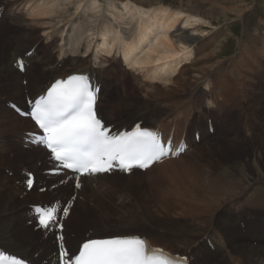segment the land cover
<instances>
[{
	"label": "rangeland",
	"instance_id": "obj_1",
	"mask_svg": "<svg viewBox=\"0 0 264 264\" xmlns=\"http://www.w3.org/2000/svg\"><path fill=\"white\" fill-rule=\"evenodd\" d=\"M63 1L64 0L61 1L59 0L58 2L52 4L53 2H51L50 0H41V1L40 0H0V54L2 52L4 54H7V52H9L10 49L14 50V47L17 46L18 47L15 50L22 53L24 52V50H26L29 47L28 45H30L32 42L34 43L32 47L34 48L36 47L37 55L39 57L41 56L40 58L43 59L50 58L49 60L53 63L55 61L56 62L59 61L61 58H67L68 53L65 54L64 52H62L61 48L59 47L65 44V40H63L62 34H64V36L66 35L63 31H60V29L62 27L64 28L65 26L64 24L67 21L66 19H69L70 15L74 13L73 10L75 11L72 17L73 19L78 18L80 16H82V18L88 19V17L90 18L92 16L94 11L85 7V5L87 4V0H83V1L73 0L74 2L72 0H67V2L66 1L63 2ZM100 1L102 4L99 3ZM169 1L171 2L170 3L171 6L180 8L181 5V9L185 13L188 14L192 13L193 15H197L193 13V11L198 10L200 8L201 9L206 8L207 5H208L207 7L218 9L217 11L220 10L218 15L214 17L212 16L211 18L206 16L204 17L203 15H200L198 13L200 17L208 20L207 23L209 25L205 24L206 21L202 22L200 18L197 17L196 19L194 18L190 19L191 22L189 24L194 25L193 27L192 25L183 26V28L187 32L189 33L191 32V34L197 38V42L200 45L205 44L211 35H213L214 38L213 43L219 42L222 39L221 46L219 48L220 51L215 56L217 58L210 57L211 59L204 58L203 60V58L201 57L195 60L191 64L187 63L186 64L187 69L183 71L182 76L188 77L190 79V84L193 87L188 88L189 85H186L185 91L169 93L170 95L166 94V95H162V97L161 96L157 97V96H151L150 93L154 92V90H156L157 87L164 88L166 86H170L171 83L170 81L167 84L166 82L164 83V80L163 81L161 80L162 78L151 80L148 77L146 78V73H150L154 68L162 65L165 60L171 62L173 59L174 60L181 59V57L183 56L182 53L185 46H182L181 44L178 45L173 40H170L173 39L170 36L172 35V33L175 32L174 29L176 27L182 26L181 21L176 22L174 28L170 30L168 33V37H170L169 38L170 43L171 41H173L174 43L173 42L172 43L176 45L173 46V44H171L172 55H170L171 57L169 59H161V61L157 60L146 66H143L144 68L136 67L135 69H131L128 68L123 63L120 52L116 51L113 55L114 58H110V56H108L109 59L105 60L101 65V67L104 66L109 69L107 72H100L102 85L103 86L105 85V91L103 94V98L101 100L102 101L101 110H102V115L104 117V122L109 124L116 122L115 123L116 125L111 126L115 130H117L116 126H122V125L134 126V124L138 121H142V124L144 125L143 121L145 119L146 121L149 119L148 127L154 126L155 121L151 120L150 118H153L155 120L158 117L167 122L174 123L175 119L179 117L177 113L172 112L170 115L165 117L156 116V114L159 112L160 107H163L164 105L174 102L176 100H179V101H183L184 104L180 106L179 109H177L178 111L180 110L191 111V114L188 115L187 120L183 122V128L191 124L192 115L195 112V115L197 117L199 116V120L203 128L206 130L204 122L206 121V118L207 120H211V119L209 118L208 115L205 114L204 110L206 109L207 111L208 105H212V104L207 103V101L203 102L205 101V99L201 96L203 90L206 88L205 84L203 83L205 79L204 80L201 79V74L196 72V70L199 69L198 67L200 66H204L206 64L212 63L214 59L215 60L222 59L220 63L222 65L219 64V66L221 67V70H225V68L227 69V67H229L231 64V60L233 59L232 57L236 55V57L238 58L241 55L240 54L241 51L239 50L240 48L239 45L243 42V44H245L248 47L247 51H246L247 47L246 46L244 47L246 53L249 51L250 55L252 56V57L250 56V59L253 61V62H246V67L248 68L246 71L248 72H245V70L243 71L247 79V82L243 84L244 88H246L245 93L251 95V97L248 99L249 101L245 100L244 102H242V100H244V93H242V90L239 89L236 86V83L234 82L232 84L233 86H235L237 90V94L233 101V107L227 110V107H225L222 104H219L217 107L215 106V104L212 105L213 109L217 111L215 113L216 117H217V113L219 114V119L215 117L213 118L216 128V135H214V138L218 140L220 138H226V139L230 138L231 141L222 140L219 143L210 144V147H205V148L202 147L206 142L210 140H214V138H208V140L203 145L200 146L202 148L197 147L195 149H192V151H190L188 154H186V156L185 155L184 156L186 158L191 159L192 161H196L200 163L204 162V168L203 171L200 173V176L203 175L205 172H208V175H228V172L231 171L234 173L239 172L238 176L239 178L240 177L242 178L240 179L243 185H247L248 183H250L249 178L254 173L255 170L254 168H260V170L262 171L260 172L264 173V148H263L264 141L261 147L258 146L259 145L258 142L262 137L264 140V106H263L264 105V54H263L264 50L257 51L254 48L255 46L252 49L251 48L252 43L250 42V39L255 37L254 32L263 33L264 36V0H169ZM47 2L48 4L51 3V5L50 4L48 5L49 7L55 6L56 8V10L52 8L53 9L52 14H55L54 12H56L57 9L60 8V6L61 9L63 8L64 9L58 10L56 12V14L58 15L57 17L56 14L55 16L53 15L54 17L53 16L50 17L51 13L50 14L48 13L49 15L47 13H44L45 10L44 6L46 5ZM60 2L62 5L60 4ZM68 2H71V4L74 3L73 5L75 7L76 6L78 7L79 5L80 6L76 10L74 9V6L68 4ZM122 2L127 4L125 0H122ZM98 3L99 4L97 5H99L100 8H104L103 5L105 3V0H98ZM40 4H42L41 7H44V10L43 8L41 9V7H39L41 9L40 10L37 7ZM164 6L165 4L155 5V7H164ZM39 10L42 13H44V16L48 15V17H44ZM34 12L36 13L40 12L41 18L39 17L38 14L35 15L36 13ZM65 15L68 18L65 17ZM102 15H103V19L109 17L111 19V16H109L107 10H103ZM55 17L57 18V20ZM21 19L23 21H21ZM39 21L40 23H38ZM209 21L211 24L209 23ZM58 23H60L59 26ZM25 24L27 25L26 27ZM69 24L70 22L67 23L65 26L67 29L69 27ZM117 24L120 25L119 23ZM24 34L25 37H23ZM31 34L32 36L30 37ZM60 36L62 38L61 40H60ZM223 37L225 39H223ZM101 40H102L101 36L95 37L94 35L89 37L88 40L86 39L85 41H87L88 43L90 42V47L88 49L87 54L91 52L95 53L100 48ZM22 42L23 44H21ZM260 45L261 42H259L258 46ZM65 47H67V45ZM81 48L82 47L80 46V50ZM59 49L61 50V54ZM173 49L174 51H176V53L173 52ZM180 50H182V52ZM187 50H190V47L189 48L187 47ZM32 51L27 52L28 55H30ZM83 51H85V48H83ZM256 51L258 52V54ZM82 53L83 54L81 55H84V52ZM98 61L99 60H97V58L93 59L92 67L94 69H97ZM190 61L191 60H189V62ZM182 63L184 64V62L182 61L177 70H179V68L183 65ZM38 64L39 63L37 58L33 60L34 66L33 68H29L30 71L28 72L27 77L37 78L46 83L48 82L47 77H49L52 80L54 77L50 75L48 71L46 73H43L41 67L38 66ZM154 65H156V67H154ZM62 68L64 69L59 70V72L55 71V73L62 75L72 69L68 65H65ZM177 70L176 73L178 72ZM252 71L255 75L252 73ZM23 72L24 71H21L22 74ZM247 74L250 76H248ZM199 76L200 78L198 79L197 77ZM0 77H1L0 78V117H2L3 115H4L3 117L9 116L6 113V111L12 110L10 101L14 100L15 97H17V95H19V97L24 102L22 106L24 107L23 109H27L26 102L28 98L32 99V93L29 91L27 92L26 89H18L16 87V85L22 86L23 88L26 86L28 80L25 79V76L20 81L19 79L15 80L14 77H12V75L0 69ZM171 77H173V75ZM155 81H157L158 83H156ZM151 83L153 84L151 85ZM11 84H13L12 85L13 87H11ZM138 85L139 87H137ZM157 85H161V86H157ZM145 88H147V90ZM121 89L123 91H126L125 94H127V100L131 101L130 103L133 104L123 109L112 110L111 109L112 107L110 106V102L115 100V98H117L118 94L122 92ZM148 89L150 90L148 91ZM142 92L146 96H144ZM184 98L186 100H184ZM239 99L241 100V106L235 102V100H239ZM249 103L253 104L254 110L252 108L253 106L251 104L249 105ZM258 106L260 108H258ZM202 108L204 109L203 110L204 112L201 111ZM259 109H261V111ZM13 112H15V114L20 117H24L19 113H17V111L15 110H13ZM160 114L162 115L163 113L160 112ZM131 122H135V123L131 124ZM24 127L26 128V126ZM176 128L177 127H175V129ZM182 132L183 131L181 130L180 134ZM209 133L213 134L211 131H209ZM259 135L261 137H259ZM12 136H14V134L12 133L10 134V132L5 131V129L4 131L2 130L0 131V181H1L0 182V221L3 222L8 220L10 218V215L13 216L16 215L18 218H20V216L22 217L23 215L22 219L24 218L23 220L25 221L23 225L28 227L30 231L34 233L37 227V219H36V215L33 212V208L35 206H40L42 208L55 207L57 210L56 212L57 221L55 225L49 227L48 229H45V231L43 232V236L45 237L46 243L42 245V247L39 245V243L41 244V241L37 238L38 235H33L34 238L33 236H30L28 240L26 239L27 241L21 240L22 241L21 244L25 243V245H21V244L20 245L26 246L28 248L29 250L28 257L32 261L38 262L41 260V254L44 253L46 256L47 254H49L52 247L54 248V242L56 243V234L59 232L60 233L63 232L67 236L64 242H67V238H68V242L74 246L77 245L78 241L85 240L86 238L97 234L99 235L113 234L118 232H127L128 230V232L130 231V232L145 233V234L154 232L155 235H159V237H162L163 239L166 238V240L170 239L172 236H175V234L180 237H187L191 239V241L195 239L197 240L195 242L197 244V247L196 249H193V251L195 250L194 251L195 255L193 254L189 255V257H192L194 264H216V262L218 263L221 260V258L224 255H226V253L229 251L227 249H234L237 247L238 242H247L250 239L246 235H241L238 231L239 228L243 230V227L245 225L244 220L246 219L243 217L248 215H256V214L264 216V211L262 210H254L249 207H244L243 205H241L242 199H238L236 201H231V202L229 201L228 204L225 206V208H221L217 211L216 226L212 227L213 225H210L206 230L205 228L206 226L201 228V226L195 223L194 224L191 223L192 221L189 218L182 217L180 215L181 211L177 209L174 210L173 209L174 195L173 192L171 191L172 187L169 186L168 182L166 181L159 182L148 179L144 174L146 173V171L144 173H138L139 171L137 172V170L133 171L132 177H130L132 179L131 182L127 178L118 179L119 177L113 174H107L106 176L107 181H105V183L109 185L103 184L102 188L97 187L94 188L93 190L91 189L89 190V188L87 187L78 189L76 187L77 181H75L73 175L69 177L67 176L65 177L63 175H60L59 173H55L57 175V178L55 179L48 177V174L42 175L43 173L41 172L42 171L41 168L44 167L43 165H45L43 157L40 158L39 163L38 162L35 163L32 161L30 162L28 161V159L24 160L17 158L16 152L13 149L11 150L9 149L10 141L13 140ZM190 138L192 139L191 136ZM232 140H234V142H232ZM237 140H245L246 147L240 145L244 143L243 141L238 142ZM196 142H198V140H196ZM252 148L256 149V151H253ZM209 150H211L212 153H210L211 151ZM37 153L38 152L30 153L27 155L19 154V153L18 154L23 156H32ZM30 158H34V157H30ZM35 168H40V169L36 170ZM52 168L53 171H58L59 169L57 164L54 165ZM27 173H32L33 179L35 178V182L33 181L34 186L28 187L26 185L27 183L26 179L28 178ZM39 174H41L42 176ZM37 175H39V178L36 180ZM123 175L127 177L128 173H124ZM123 175H121L120 178ZM134 175L139 176V178L136 177L134 178ZM142 176L143 178H141ZM93 180L96 181L99 179H93ZM64 182H67L68 185L67 188L65 187V189L61 191L58 190L59 187L58 185ZM30 192L33 195L32 194L28 195ZM8 198L11 199L13 203H9L7 205V208H5L4 202ZM68 199H73L74 204H71ZM65 208H67L68 210L67 215H65L63 211V209ZM2 210H6V212L1 213ZM176 211H179L178 212L179 215ZM147 212L149 213V215L147 214ZM138 215L139 216L141 215L140 216L141 218ZM68 216L69 219L67 220ZM143 218L144 220H142ZM239 220H242L240 221L241 223L238 222ZM17 224L19 223H17L16 221L12 225L11 227L12 230L10 231V233L12 232L16 233L17 230H20L21 225H17ZM158 224H160L162 227L161 226L159 227ZM160 228L162 229L163 233ZM199 228L201 229L199 230ZM190 232L191 235H189ZM198 232H199L198 235L196 234L192 236V234ZM11 238L12 240L14 239L16 241L20 240L18 237H11ZM173 249L175 250V248ZM72 254L70 253V256ZM236 256L237 255H234L233 257L228 258L227 264H236V258H237ZM243 264H261V263L244 262Z\"/></svg>",
	"mask_w": 264,
	"mask_h": 264
},
{
	"label": "bare ground",
	"instance_id": "obj_2",
	"mask_svg": "<svg viewBox=\"0 0 264 264\" xmlns=\"http://www.w3.org/2000/svg\"><path fill=\"white\" fill-rule=\"evenodd\" d=\"M50 1L53 2L52 4H54V3L58 2L59 0H50ZM64 1L67 2V0H64ZM125 2H127V4L122 2V0H105V3L103 5L104 8H100L99 5H97V4L101 3V1L98 3V0H87V4L85 5V7L94 11V12L92 11L93 12V14L91 16L92 18L91 17L89 18L87 16L88 19L82 18V16L73 19L72 17L75 13V11L73 10L74 13L72 15H70L69 19H66L67 21L64 24L66 26V24L70 22L68 29L65 26H64V28L62 27L60 29V31H63L66 34L65 36H64V34H62V37H63V40H65L64 45L65 46L67 45V47H65L64 45H61L62 41L60 44L61 46H59V47L61 48L62 52H64L65 54L68 53L67 58H61L59 61H57V62L55 61L54 63L49 60L50 59L49 56H48L49 59L40 58L41 56L39 57L37 55L36 47L35 48L32 47L34 45V43L31 42V44L28 45L29 47L26 50H24V52H22V53L15 50L18 46L17 47L13 46L14 50L10 49L9 52H7V54H4L2 52L3 54L2 53H1L2 55L0 54V69L6 73L12 75V77H14L15 80L19 79V81H20L25 76V79L28 80V82L26 83V86L23 88L22 86L16 85V87L18 89H26L27 92L28 91L31 92L32 93V99L36 98L38 95L43 94L45 92V90L47 89V87L49 86V84L58 78H64L70 74L88 73L100 85L99 98H98V101L96 103V110H97V114H98L99 118L103 122H104V117L102 115V110H101V102H102L101 100L103 98V94L105 91V85L104 86L102 85L101 78H100V72H107L109 69L104 67V66L101 67V65L103 64V62L105 60L109 59L108 56H110V58H114L113 55L116 51L120 52L122 61L128 68L135 69L136 67L142 68L143 66H146V65H148L152 62H155L157 60L161 61V59H169L171 57L170 55H172L171 54V50H172L171 44H173L174 42L178 45L181 44L182 46H185L184 49L182 47V49H183L182 55L183 56L181 57V59H178V60L173 59L171 62L165 60L162 65H160L159 67H156V65H154V67H156V68L153 67L154 69L150 73H146V78L148 77L151 80L162 78L161 80L162 81L164 80V83L166 82V84H167L169 81L171 83L170 86L165 85L166 87H164V88L163 87L162 88L157 87L156 90L153 89L154 92H152L150 94H151V96H157V97L161 96L162 97V95H166L169 93H176V92L185 91L186 85H189L188 88L193 87L190 84V79L188 77L182 76L183 71L185 69H187L186 64L187 63L191 64L195 60H197L201 57L203 58V60H204V58L205 59L206 58L211 59L210 57H215L217 55V53L220 51L219 48L221 46L222 39L219 42L213 43L214 38H213V35H211L205 44L200 45L197 42V38L194 37L191 34V32L190 33L187 32L183 28V26L192 25V24H189L191 22L190 19H192V18L196 19L197 17L200 18V20L202 22L206 21L205 24H208L207 23L208 20L200 17L199 14L203 15L204 17L206 16V17L211 18L212 16L214 17V16L218 15L220 10L217 11L218 9H214L212 7H207L208 6L207 5L206 8H202V9L200 8L198 10H195L196 12L193 11V13L197 14V15H193L192 13L191 14L185 13L181 9V5H180V8L179 7L176 8V7L171 6V4H170L171 2L169 0H125ZM49 4L51 5V3H49ZM49 4H48V2L46 3L47 6L46 5L44 6L45 10H44V7H41L42 4L38 5L37 7L38 8L41 7V9L43 8L44 13H47V14L51 13L52 14L53 13L52 8H54L55 10H56V8H55V6L49 7L48 6ZM58 4H57V6H58ZM60 4H61V2H60ZM68 4H71V2H68ZM73 4H71V5H73ZM160 4H165V6L164 7H155V5H160ZM48 7L51 8L52 10L49 9ZM78 7L74 6V9L77 10ZM57 8H59V7H57ZM63 9H61V6H60V8L57 9V11L63 10ZM103 10L108 11V14H109V16H111V19H110V17L103 19V15H102ZM192 10H194V9H192ZM40 12H38V13L34 12V13H36L35 15L38 14L40 17V14L42 13V12L41 13ZM56 12H54V13L56 14ZM61 12H64V11H61ZM66 12H67V10H66ZM44 13H42L43 16H44ZM51 14H50V17L53 15L55 16V14H52V15ZM67 14H69V13H67ZM48 15H46L44 17H48ZM66 15H65V17H67ZM57 16L58 15L56 14V17ZM56 20H57V18H56ZM56 20H55V22H56ZM13 21H15V20H13ZM21 21H23V20L21 19ZM178 21H181L182 26L176 27L174 29L175 32L172 33L171 36L169 35L170 37L173 38L170 40L174 41V42L171 41V43H170V41H169L170 37H168V33L170 30H172L174 28L176 22H178ZM15 22H17V21H15ZM46 22H47V20H46ZM62 22H63V19H62ZM116 22L119 23L123 28L120 25H118ZM38 23H40V21ZM209 23H210V21H209ZM59 24L60 23H58V26H59ZM26 26L27 25L25 24V27ZM193 26L194 25H192V27ZM205 27H207V26H205ZM210 27H212V26H210ZM191 29H193V28H191ZM254 33H255L254 34L255 37L250 39V42L252 43L251 48L253 49V47L255 46L254 48L257 51L264 50L263 33H260V32H254ZM92 35H94L95 37L101 36L102 40L100 43V48L95 53L91 52V53L87 54L88 49L90 47V42L88 43L85 40L86 39L88 40V38L91 37ZM31 36H32V34L30 35V37ZM23 37H25V34ZM61 39L62 38L60 36V40ZM223 39H225V38L223 37ZM259 42H261L260 46H258ZM21 44H23V42ZM80 46L82 47L81 50H80ZM173 46H176V45L173 44ZM245 46L246 45L243 44V42L239 45V47H240L239 50L241 51L240 52L241 55L238 58L236 57V55H234V57H232L233 59L231 60L230 66L227 67V69L225 68V70H221V67L219 66L222 59L221 60L220 59L219 60L214 59L215 61L213 60L212 63L198 67L199 69H197L196 72L201 74V79H203V80L205 79L203 83L205 84L206 88L204 89L205 91L203 90V93L201 96L205 99V101H203V102L207 101V103H210L212 105L215 104L216 107L219 104H222L225 107H227V110L230 109L231 107H233V101H234L236 94H237V90H236L235 86H233V84H232L234 82L236 83V86L242 90V93H244V100H242V102H244L245 100L249 101L248 99L251 97V95L245 93L246 88H244L243 84H245L247 82V79H246V75H244L243 71L245 70V72H248V71H246L248 69L246 67V62H253V61L250 59L251 55H250L249 51L246 53V51L248 50V47L246 46L247 48L245 51V48H244ZM187 47L188 48L190 47V50H187ZM24 48H25V46H24ZM83 48H85V51H83ZM61 50H60V54H61ZM30 51H32V52L30 55H28L27 52H30ZM180 51L182 52V50H180ZM82 52H84V55H81V54H83ZM173 52L176 53V51H174V49H173ZM178 53H179V50H178ZM60 54H59V56H60ZM257 54H258V52H257ZM263 54H264V52H263ZM44 56H46V55H44ZM192 56H193V58H192ZM242 56H243V58H242ZM36 58H37L38 63H39L38 66L41 67L42 72L46 73L48 71L50 73V75H52L54 77L52 80L49 77H47V79H48L47 83L43 82L37 78H28L27 77V74L30 71L29 68H33V66H34L33 60H35ZM94 58H97V60H99L97 63L98 64L97 69H94L92 67V63H93ZM215 58H217V57H215ZM189 60H191V61L189 62ZM182 61L184 62V64L182 63L183 65L181 64L182 66L179 68V70H177ZM21 64L24 65L23 74L21 73V69H20ZM65 65L70 66L72 69L69 70L67 73H64L62 75L55 73V71L59 72V70L64 69L62 67H64ZM220 65H222V64H220ZM192 66H193V64H192ZM176 70L178 71L177 73H176ZM251 70H252V68H251ZM249 72H251V71H249ZM138 73H139V71H138ZM252 73H253V71H252ZM172 75H173V77H171ZM196 76H197V74H196ZM248 76H250V75H248ZM197 78L199 79L200 76ZM198 79H197V82H198ZM195 81H196V79H195ZM155 82L158 83L157 81H155ZM153 83H151V85ZM146 84H148V83H146ZM12 85L13 84H11V87H13ZM193 85H194V83H193ZM157 86H161V85H157ZM137 87H139V85ZM147 88H149V87H147ZM147 88H145V89L147 90ZM154 88H155V86H154ZM149 90L150 89H148V91ZM121 91L122 92L120 94H118L117 98H115V100L110 102V106L112 107L111 108L112 110L123 109V108L129 107V105L131 106L133 104V103H130L131 101L127 100V94H125L126 91H123L122 89H121ZM239 93H240V91H239ZM188 94H189V92H188ZM143 95H144V93H143ZM144 96H146V95H144ZM143 99H144V97H143ZM242 99H243V97H242ZM184 100H186V99L184 98ZM107 101H109V100H107ZM238 101H240V102H238ZM10 102H11V105L13 107L23 108L22 106H23L24 102L19 97V95H17V97H15V99L10 101ZM235 102L241 106V100L240 99L235 100ZM250 102H252V101H250ZM255 103H256V101H255ZM183 104H184L183 101L176 100L174 102H171V103L164 105L163 107H160L159 112L156 114V116L165 117V116L170 115L172 112L177 113L179 117H177L175 119L174 123L167 122V121L158 117L155 120L153 118H150L151 120L155 121L154 126L148 127L149 119L147 121H146V119L143 121L144 122L143 126L148 127V128H152V129H158L159 131L162 132V135L164 138H168L170 135H172L173 140L176 141V144H178V142L182 139V137H184L187 144H188V149L186 151L187 153L185 152L183 155H179L178 157H175V158L164 159L158 163H155L154 165H152L148 169L138 170L139 172L138 171L137 172L138 173H144L146 171V173H144L145 176L152 181H159V182L166 181V182H168V185L172 187L171 191L173 192V195H174V199H173L174 207H173V209L174 210L177 209V210L181 211L180 215L182 217L189 218L192 221L191 223H193V224L195 223V224L201 226V228L206 226L205 227L206 230L210 225H213L212 227L216 226L217 211L221 208H225V206L228 204L229 201L231 202V201H236L238 199H242L241 205H243L244 207H249V208L254 209V210L264 211V182H263L264 181V173H261L262 171L260 170V168H254L255 169L254 173L249 178L250 183H248V184L246 183L247 185H243V183L241 181L242 178L240 177L241 178L240 179L238 176L239 172L234 173L231 171V172H228V175H208V172H205L203 175L200 176V173L203 171V168H204V162L200 163V162L192 161L191 159L185 157L186 154H188L190 151H192V149H195V148L203 145L208 140V138H214V135H216V128H215V123L213 121V118L215 117V118L219 119V114L217 113V117H216L215 113L217 111L213 109L212 105H208L207 111H206V109L205 110L203 108L201 109V111L202 112L205 111V114L208 115L209 118L211 119L212 126H213V130H212L213 134L209 133V131H208V127H207V123H206L207 118H206V121L204 122L205 128H206V130H205L203 128L200 120H199V116L197 117L195 115V112L192 115L191 124L187 125L183 128V122H185L188 118V115L191 114L190 110H180V111L177 110ZM250 104L253 106L252 103H249V105ZM256 105H257V103H256ZM252 108L254 110V106ZM258 108H260V107L258 106ZM236 110H239V109H236ZM255 110H256V108H255ZM259 110L261 111V109H259ZM160 112H162L163 114L161 115ZM256 112H259V111H256ZM6 113L9 116L10 115L11 116L10 117L9 116L3 117L4 116L3 115L2 117H0V131L1 130L4 131V129H5V131H9L10 134L11 133L14 134V136H12L13 140L10 141L9 149L10 150L13 149L16 152L17 158L24 159V160L28 159V161H30V162L32 161L35 163H37V162L39 163L40 158L43 157L45 165H43L44 167H42L41 168L42 171L41 170L40 171L43 173L42 175L48 174V177H50L52 179L57 178V175L55 173H59L60 175H63L65 177L66 176L69 177V176L73 175L72 173H70L64 169H60L59 171H53L52 170L53 169L52 167L54 165H56V163L52 160L50 154L45 150V148L43 146L34 143L33 138L35 136H33L32 132L36 131V126L34 125V123L29 118L20 117V116L16 115L15 112H13V109L6 111ZM25 119H28V120H25ZM118 120H121V119H118ZM115 123L113 122V123L109 124V123L104 122V126L105 127L106 126H114V125H116ZM132 123H135V122H131V124ZM24 126H26V128ZM116 127H117L118 132L119 131H127V130L132 128V126H126V125L116 126ZM175 127H177V128L175 129ZM181 130L183 132L180 134ZM194 132L199 133L198 142H196L195 138L193 137ZM253 135H256V134H253ZM253 135H251V136H253ZM190 136H192V139L190 138ZM259 137H261V136L259 135ZM241 139H243V138H241ZM222 140L223 141H231L230 138H228V139L220 138L219 140L214 138V140H210V141L206 142L202 147H204V148L210 147V144L219 143ZM237 141L238 142L243 141L244 143H242L240 145L246 147L245 140H237ZM263 141L264 140L262 137L258 142L259 143L258 146L261 147V145L263 144ZM232 142H234V140H232ZM202 147H200V148H202ZM255 147H256V145H255ZM200 148H198V149H200ZM198 149H196V150H198ZM252 150L256 151V149H253V148H252ZM209 151H211V150H209ZM36 152H38V153L35 155H32V156L19 155V154H26L27 155V154L36 153ZM210 153H212V151ZM30 157H34V158H30ZM35 169L39 170L40 168H35ZM133 171H135V169H133ZM132 172L128 173L127 177H125L123 175L124 173H122V172H113L112 174L119 177L118 179H126L127 178L131 182L132 179L130 177H132V174H133ZM240 173H242V172H240ZM39 175H41V174H39ZM39 175H37L36 180L39 178ZM121 175H123V176L120 178ZM106 176H107V174H102V175L98 174V175H96V177H93V178H91V176L87 177V175L81 176L79 181H78L80 183V187L78 189H82L83 187H87V188H89V190L90 189L93 190L94 188H97V187L102 188L103 184L109 185V184L105 183V181H107ZM27 177L28 178L26 180H28L30 178L32 180V186H34L33 181L35 182V178L33 179L32 173H27ZM135 177L139 178V176L134 175V178ZM141 178H143V176ZM93 179H99V180L94 181ZM26 185H27V183H26ZM58 186H59L58 190L61 191V190L65 189V187L67 188L68 185H67V182H64L62 184H59ZM187 187L192 189V190L188 189ZM31 194L32 193L30 192L28 195H31ZM161 196H163V195H161ZM68 200L70 201L71 204H74L73 199H68ZM9 203H13V202L11 201V199L8 198L4 202V204H5L4 207L7 208V205ZM17 207H19V206H17ZM5 208H3V209H5ZM160 208H161V206H160ZM14 209H15V207H14ZM163 209H165V208H163ZM169 210H171V209H169ZM179 211H176V212L178 213ZM5 212H6V210L1 211V213H5ZM123 214H124V212H123ZM147 214L149 215L148 212H147ZM148 215H146V216H148ZM156 215H158V214H156ZM178 215H179V213H178ZM14 216L10 215V218L8 220L3 221V222L0 221V250H2L5 253H8L11 256H15L17 258L28 261L30 264H58L59 256H58V249H57L55 242H54V248L52 247L51 251L49 252V254H47V256L44 253L41 254V260L40 261H38V262L32 261L28 257V251L29 250L26 246H21V245H25V243L21 244V242L25 241L26 239L28 240V238L30 236L38 235L37 238L41 241V244L39 243V245L42 247V245H44L46 243L45 237L43 236V232L45 231V229L40 227L39 225H37L35 232L33 233L30 231V229L28 227L23 225L25 222L23 220L24 218L22 219L23 215H22V217L20 216V218H18L16 215H14ZM243 218L246 219V220H244L245 225L243 227V230L241 228H239L238 231L241 235H246L250 239L247 242H238L237 247L234 249H227L229 251L226 253V255H224L221 258V260L218 263L216 262V264H227V262H228L227 259L230 257H233L234 255H237L236 256L237 257L236 258V264H243L244 262L245 263H261V264L264 263V216L256 214V215L244 216ZM68 219H69V216H68L67 220ZM151 219H153V218H151ZM139 220H138V222H139ZM142 220H144V218ZM16 221H17V223H19L17 225H21L20 230H17L16 233H13V232L10 233V231L12 230L11 227ZM240 221H242V220H239L238 222H240ZM125 222H127V221H125ZM145 225H147V224H145ZM158 225H159V227L161 226L160 224H158ZM195 228H197V227H195ZM201 228H199V230ZM13 229H15V228H13ZM23 229H24V231H23ZM199 230H197V231H199ZM161 231H162V229H161ZM171 231H172V229H171ZM197 231H195V232H197ZM162 233H163V231H162ZM158 234H159V232H158ZM196 234L198 235L199 232L192 234V236L196 235ZM203 234H204V232H203ZM61 235L64 237L63 240H65V238L67 236L63 232L60 233V236ZM133 235H140L142 238L143 237L146 238L149 242V245L152 247H158V248H161L163 250L170 251L173 254L185 255L188 257L190 264H194L192 257H189V255H191V254L195 255V252H194L195 250L193 251V249H196V247H197V244L195 243L197 240L194 239L191 241V239H189L187 237H180V236H177L176 234H175V236H172L171 238L168 234L170 239L166 240V238L163 239L162 237H159V235H155L154 232L145 234V233H137V232H130V231L128 232V230H127V232H118V233H113V234H104V235L97 234V235L88 237L85 240L78 241L77 245H74V246L68 242V238H67V242H65V246H66L67 253L69 255H70V253L72 254L73 252L74 253L72 255H75L78 252L81 244L87 240L105 239V238H112V237H124V236H133ZM189 235H191V232ZM189 235H187V236H189ZM11 237H18L20 240H18V241L14 240V239L12 240ZM33 238H34V236H33ZM173 248H175V250ZM215 256H216V253H215Z\"/></svg>",
	"mask_w": 264,
	"mask_h": 264
},
{
	"label": "snow or ice",
	"instance_id": "obj_3",
	"mask_svg": "<svg viewBox=\"0 0 264 264\" xmlns=\"http://www.w3.org/2000/svg\"><path fill=\"white\" fill-rule=\"evenodd\" d=\"M95 103L96 92L88 78L70 75L53 84L26 113L42 133L34 141L49 151L60 168L79 173L77 181L81 176L107 173L114 168L122 173L148 169L169 154L176 156L184 151L183 145L173 151L171 141L165 144L156 132L139 126L132 132L109 134L97 118ZM27 185L32 186L30 178ZM76 187H80L79 182ZM63 211L67 215V208ZM35 212L40 227L48 229L55 225V207H37ZM0 264H24V261L0 254ZM58 264H180V261L150 249L143 239L126 237L88 240L72 256L61 246Z\"/></svg>",
	"mask_w": 264,
	"mask_h": 264
}]
</instances>
